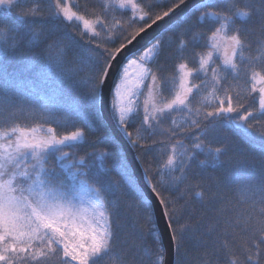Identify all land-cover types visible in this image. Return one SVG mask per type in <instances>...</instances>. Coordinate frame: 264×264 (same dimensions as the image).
Segmentation results:
<instances>
[{
	"label": "snow or ice",
	"instance_id": "snow-or-ice-1",
	"mask_svg": "<svg viewBox=\"0 0 264 264\" xmlns=\"http://www.w3.org/2000/svg\"><path fill=\"white\" fill-rule=\"evenodd\" d=\"M182 7L0 0V264H164L157 207L179 260L199 228L184 214L194 187L235 212L197 264H264V0H196L148 34ZM90 133L92 152L78 155ZM122 209L150 226L154 248L125 231Z\"/></svg>",
	"mask_w": 264,
	"mask_h": 264
},
{
	"label": "trees",
	"instance_id": "trees-1",
	"mask_svg": "<svg viewBox=\"0 0 264 264\" xmlns=\"http://www.w3.org/2000/svg\"><path fill=\"white\" fill-rule=\"evenodd\" d=\"M156 2L162 3V0H156ZM89 7H94V5L90 4ZM121 14H122L121 12L115 13L117 17H119ZM125 15H130V13H125ZM178 21H180V19ZM191 56H192V47L189 46L188 50L185 52V57L191 59ZM153 68H155V65H153ZM9 71H12L11 66L9 67ZM172 71H173L172 62L168 61L165 68V74L171 75ZM142 99L143 97H141V100ZM138 121L139 118H137V122ZM53 127H56V125L53 124ZM73 130L74 128H72L71 126L66 128L64 127L58 128L59 132H70ZM96 135H98V133L89 134L87 138L88 142L83 143V145L77 150L78 155H84L85 153L92 152L93 141L95 140ZM157 139H161V137H157ZM117 142L120 143L118 140ZM95 147L98 150H103L106 147V145L98 143L95 144ZM109 151L111 150L109 149ZM97 155H99V151L97 152ZM151 155L152 153H149V156ZM201 158L203 159V157ZM104 162L106 165H111L112 163L111 155H106L104 157ZM89 163H91V160H89ZM149 175H151V173H149ZM192 183H195V181L193 180ZM196 191H199V189L195 187L192 188L191 193H189L188 197H186L187 203L184 210L185 218L191 216L192 220L199 225V228L195 233L196 239H193L188 243L187 252L185 254H182L179 260H177V257L175 258V264H197V257L204 250L201 247V244L202 243L212 244L214 242H218L222 238L220 236V233L223 231L222 226L225 218L234 217L235 215V212L231 210L225 212L220 211L222 208L225 207L223 200H212L211 202H209V197L207 194H205L204 202H201V200L195 197L194 195ZM162 194L166 197H175L177 195V193L174 190L169 192H164ZM224 194L227 197V199L231 201V204L228 205L229 209L231 208V205H236L239 193H237L234 189H232L231 185H229V187L227 188H224ZM179 204L185 205V200H180ZM240 207H241L240 205H237L235 211H239ZM118 219H119V223L124 227L125 231L129 233H133L136 237H140V235L143 234V242L146 243L150 249L156 246L153 244L152 238L149 235L150 226L143 219H138L137 217H135L134 213L131 210L122 209ZM217 220L220 221L221 227L218 228L216 232L212 233L211 235L205 234L207 231L206 226L215 223ZM153 222L155 223L157 231L159 233L156 223L155 213L153 214ZM159 243L163 246L161 237Z\"/></svg>",
	"mask_w": 264,
	"mask_h": 264
},
{
	"label": "water",
	"instance_id": "water-1",
	"mask_svg": "<svg viewBox=\"0 0 264 264\" xmlns=\"http://www.w3.org/2000/svg\"><path fill=\"white\" fill-rule=\"evenodd\" d=\"M195 2H196V0H188V8H190L192 6V4ZM188 8L182 7L181 10L175 11L170 16V18H166L165 20L158 22V24L156 26H154L152 29L149 30L148 34L149 35L158 34L161 31H163L165 28H167L168 25H170L174 22H177L179 19H181L183 17L185 12L188 11ZM134 47H135V45H134ZM129 51H131V48L129 49ZM120 59H123V56ZM109 127L112 128V124H110ZM113 131H115L114 128H113ZM116 138L121 143L123 148L126 150L128 159L132 163L133 167L135 168L137 177L142 176V172H141L139 163L133 159V156L135 154V150L131 147L130 144L127 143V138L123 137L122 133L116 134ZM142 187H143V190L145 191L146 195L151 197L152 194L150 191H148L147 185L144 184L143 181H142ZM152 199H153V203H154L155 198H152ZM154 213H155L157 227H158L160 237H161V240L163 243V247L166 249L165 257H164V264H175L176 256H175V254H174V252L170 246L168 231L165 227L164 218L160 214L159 207L156 208Z\"/></svg>",
	"mask_w": 264,
	"mask_h": 264
},
{
	"label": "rangeland",
	"instance_id": "rangeland-1",
	"mask_svg": "<svg viewBox=\"0 0 264 264\" xmlns=\"http://www.w3.org/2000/svg\"><path fill=\"white\" fill-rule=\"evenodd\" d=\"M134 71H135L134 68H130V69H129L130 74L133 73ZM131 78H133V77L130 76V79H131Z\"/></svg>",
	"mask_w": 264,
	"mask_h": 264
}]
</instances>
